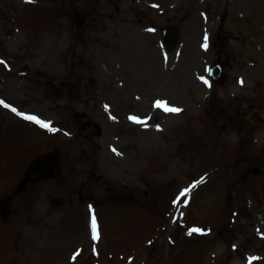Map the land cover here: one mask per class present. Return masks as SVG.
I'll return each instance as SVG.
<instances>
[{"label":"rangeland","instance_id":"rangeland-1","mask_svg":"<svg viewBox=\"0 0 264 264\" xmlns=\"http://www.w3.org/2000/svg\"><path fill=\"white\" fill-rule=\"evenodd\" d=\"M0 100V264H264V0H0Z\"/></svg>","mask_w":264,"mask_h":264},{"label":"water","instance_id":"water-1","mask_svg":"<svg viewBox=\"0 0 264 264\" xmlns=\"http://www.w3.org/2000/svg\"><path fill=\"white\" fill-rule=\"evenodd\" d=\"M163 34V41L167 48H171L173 45L176 31L172 29H164L162 31ZM210 75L215 82L220 81L222 76V68L219 63H216L214 67L210 71ZM29 174L32 178H38L42 174L47 176H54L56 174V164L52 162H48L46 158L40 157L36 159L29 167ZM3 210H0L2 216L7 215V201L3 203Z\"/></svg>","mask_w":264,"mask_h":264},{"label":"snow or ice","instance_id":"snow-or-ice-1","mask_svg":"<svg viewBox=\"0 0 264 264\" xmlns=\"http://www.w3.org/2000/svg\"><path fill=\"white\" fill-rule=\"evenodd\" d=\"M29 2H31V0H29ZM205 83H207L206 80H205ZM0 104H3L7 108H11V110L13 112H17V109L16 108L12 107L10 104L5 103L3 100H0ZM156 104H157V106H163L166 111H172V112H179L180 111V109H178V108H174V107L169 108V107H167L166 104L164 102H161V101H157ZM17 114L20 115V116L25 117L26 119H28L30 121H34L35 123L40 124L42 127L48 128L50 131H55V129L50 128V125H49L48 122H46V121L38 118L37 116H34V115H26L23 112H17ZM131 119L134 120V121L140 122L139 121V118L136 117V116L131 117ZM187 191L188 190L185 189V192H187ZM182 195H183V193H182ZM94 227H95V223H94ZM195 231L199 232L201 230L200 229H195Z\"/></svg>","mask_w":264,"mask_h":264},{"label":"bare ground","instance_id":"bare-ground-1","mask_svg":"<svg viewBox=\"0 0 264 264\" xmlns=\"http://www.w3.org/2000/svg\"><path fill=\"white\" fill-rule=\"evenodd\" d=\"M4 107H5V106H4ZM4 111H5L6 115H8V114L10 113V111H12V110H11V108H7V107H5V110H4Z\"/></svg>","mask_w":264,"mask_h":264}]
</instances>
